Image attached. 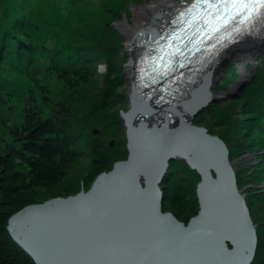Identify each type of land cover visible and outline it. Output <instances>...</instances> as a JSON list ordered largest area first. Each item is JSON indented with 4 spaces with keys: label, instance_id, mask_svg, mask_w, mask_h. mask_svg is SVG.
<instances>
[{
    "label": "water",
    "instance_id": "obj_1",
    "mask_svg": "<svg viewBox=\"0 0 264 264\" xmlns=\"http://www.w3.org/2000/svg\"><path fill=\"white\" fill-rule=\"evenodd\" d=\"M210 86L177 105L178 121L168 124L150 121L151 103H143L134 86L132 108L122 112L127 159L100 173L87 190L18 210L8 221L12 237L36 264H251L256 225L228 147L192 120L218 100ZM177 157L201 177L199 210L187 223L161 207L159 182ZM166 232L172 237L162 243Z\"/></svg>",
    "mask_w": 264,
    "mask_h": 264
},
{
    "label": "trees",
    "instance_id": "obj_2",
    "mask_svg": "<svg viewBox=\"0 0 264 264\" xmlns=\"http://www.w3.org/2000/svg\"><path fill=\"white\" fill-rule=\"evenodd\" d=\"M33 1L0 0V264H36L10 234L9 218L27 205L77 193L78 190L71 192L66 187L68 173L73 172L74 143L71 142V133L77 137L79 131L76 128L81 126L82 119L86 120L84 128L88 132L91 127L102 124L101 118L112 114L106 108L105 94L92 92L91 97L95 98H91L83 91L84 87L86 92L92 89L86 78L87 70L97 57H106L112 72L119 65L115 57L117 48L112 47V52H109L107 47L111 43L95 42L96 37L100 39L109 29L105 25H109L110 16L104 22H100L103 17L99 15L91 18L90 29L83 31L85 35L89 34L84 41L83 32L77 30L72 32L71 37H61L54 29L59 30L63 17L69 22L66 13L57 12L46 24L36 19L37 6H33ZM60 2L74 10L77 6L73 0ZM107 14L109 12L103 10L101 15ZM3 15L6 16L5 21ZM69 18L74 22L78 20L84 28L88 21L82 22L83 18L78 13L71 14ZM53 35L54 44H49L47 38ZM111 35V42L119 39L115 33L111 32ZM259 61L252 82L243 89L240 103L248 102V116L254 117L255 123L261 125V118L264 117V54L259 56ZM113 76H116L115 73ZM54 79L64 85V88H59L55 100L51 98L49 89ZM230 114L235 115V110ZM260 134L264 135V132ZM226 135L231 136L228 131ZM220 138L229 149L226 138ZM263 145L264 142L261 143ZM120 160L125 159L115 160L113 166ZM111 169H102L100 173ZM257 169L261 173L264 171V161ZM237 184L240 186L238 178ZM251 193L258 199L249 203L245 200L255 223L256 214L260 221L263 220L259 207L261 193ZM256 231L257 248L251 264H258L259 260V264H264V244L259 225Z\"/></svg>",
    "mask_w": 264,
    "mask_h": 264
},
{
    "label": "rangeland",
    "instance_id": "obj_3",
    "mask_svg": "<svg viewBox=\"0 0 264 264\" xmlns=\"http://www.w3.org/2000/svg\"><path fill=\"white\" fill-rule=\"evenodd\" d=\"M68 1L70 2V0ZM73 1L74 4H77L75 10L74 8L63 6L65 4H62L60 0H34L33 6H37L34 15L38 21H44L47 24L50 18L56 15L57 12L60 14L66 13L65 15H67L69 22L64 21L63 19L65 17H63L60 20L61 27L59 30L54 29L59 32L57 35L61 37H71L74 30L79 32L89 30L91 27V23L89 22L91 18H96L99 15V17H103L100 22H104L110 16L107 22L109 25H105L109 29L106 30L100 39L96 37L95 42L111 43L112 45L107 47L109 52H112V47L113 49L117 48L115 57L118 59L119 65L112 72L107 58L97 57L90 63V68L87 70L88 76L86 78L90 84L89 86H92V89L86 92L84 87L82 88L83 91L89 97H91L92 92L96 95L99 94L98 92L105 94L107 100L106 108L112 114L101 118L102 124L94 122L97 126L91 127L88 132H86L87 128H84L86 120L82 119L81 126L76 128L79 131L77 137L71 133L73 135L71 142L74 143L73 172L68 173L66 186L67 190L71 192L89 189L102 169H111L115 160L119 158L126 159L128 157V129L122 112L131 109L130 96L134 89L133 83L135 79H131L130 75L131 69L134 66H130L131 64L133 65V61L129 49V38L120 25L127 21L131 23L135 10L146 3L147 0ZM103 10L109 12V14L101 15ZM73 13H78L83 18L82 22L88 20L87 23L84 22L86 23L85 28L81 23L78 24V20L74 22L69 18ZM3 20H6L5 15H3ZM111 32L115 33V37L119 39H114L111 42L110 39L113 36ZM81 35L83 36L82 41L86 40L85 36H89L88 33L85 35V32L81 33ZM47 40L49 44H54L55 36H49ZM243 40H240V42L242 41L241 43L238 42L239 44L235 46L236 49L232 46L227 49V53L220 55V61L215 65L213 70V82H211L210 86L211 92L216 93L214 96L218 97V100L201 110L192 120L193 124L207 128L208 133L222 137L223 139L226 138L225 140L230 149L229 158L235 168V173L240 184L239 188L245 194L248 203L258 199L257 196H252L251 191L261 193L259 207L263 220L260 221L257 214L254 217L256 218V227L259 225V231L264 244V208L262 206L264 205V171L261 173L257 169L260 163L262 164L264 161V145L261 146V143L264 142V135L260 134L264 132V121L262 123L264 117L261 118V125L256 124L254 117L248 116L249 113L247 111H249L250 107L248 102L240 103L243 89L252 82L260 63L258 57L264 54V49H252L255 51H252L250 47H247V49L246 45L249 42L244 43ZM254 41V43H261V40ZM245 54L249 56L245 57ZM253 67L254 71L252 70ZM245 72L246 75H244ZM114 73L116 76H113ZM132 75L135 76L133 73ZM230 77L234 79L232 78V81H229ZM239 85L242 86L240 89L241 93H239ZM62 87L64 88L62 81L60 82L57 79L51 81L49 89L52 99L59 92V88ZM235 94L237 95L235 96ZM98 108L100 109V107ZM234 110L235 115L230 114ZM73 123L71 126L74 128ZM86 126H88V123ZM95 129L99 132L95 133ZM225 130L230 132V137L226 135L227 131ZM262 159L263 161L261 162ZM199 181L200 175L195 169L190 167L185 159L177 157L169 160L166 175L159 182L161 190L164 191L161 200L162 210L171 211L179 220L187 223L189 218L199 208L196 193ZM170 194L173 196L170 197ZM261 206L263 209H261Z\"/></svg>",
    "mask_w": 264,
    "mask_h": 264
},
{
    "label": "bare ground",
    "instance_id": "obj_4",
    "mask_svg": "<svg viewBox=\"0 0 264 264\" xmlns=\"http://www.w3.org/2000/svg\"><path fill=\"white\" fill-rule=\"evenodd\" d=\"M194 2L195 0H147L146 3L142 4L140 7H138L135 10L134 12L135 14L131 23L130 21H127L120 25V27L125 31V33L128 35L129 38V49H130L131 59L133 61V65L131 64L130 66L131 67L134 66V68L131 69V72L129 69L131 79L133 80L135 79V81L138 80L139 72L137 71V67L136 65H134V62H138V60L143 55L142 53L145 50L144 48L145 45L143 44L144 38H147L149 36L150 31H156L161 29L163 26H166L168 22H170V20L175 17V15L181 13L182 10H184L186 7H189ZM254 40H259V41L261 40V43H254L255 42ZM243 41L244 43L249 42V44L247 43L246 48L250 47L251 50L256 48L264 49V31H258L257 33L254 34H248ZM238 44H235L233 46L235 47ZM146 47H148V45ZM234 49H236V47ZM227 52L228 51L226 49L222 51L221 55ZM248 56H249L248 54H245V57ZM219 61H220V57L218 58V62L216 63L218 64ZM132 73L135 76H133ZM244 75H246V72L244 73ZM211 82H213V76L211 77ZM211 94L212 96L216 95V93L214 92H211ZM198 137L199 139H201L200 135H198ZM185 141L186 140L183 139L184 143ZM194 147L199 148L198 143L196 141L194 143ZM209 155H211L210 152ZM166 235L167 236L165 238H161L162 243L169 242L170 238L172 237V236L170 237L169 232H166Z\"/></svg>",
    "mask_w": 264,
    "mask_h": 264
},
{
    "label": "snow or ice",
    "instance_id": "obj_5",
    "mask_svg": "<svg viewBox=\"0 0 264 264\" xmlns=\"http://www.w3.org/2000/svg\"><path fill=\"white\" fill-rule=\"evenodd\" d=\"M259 6L264 8V0H256V4H251V3H243L240 2L239 4H232L231 7L234 9H238V8H252L253 10H255V8ZM209 23H211V21H209Z\"/></svg>",
    "mask_w": 264,
    "mask_h": 264
}]
</instances>
